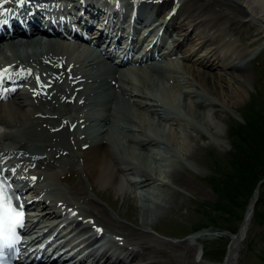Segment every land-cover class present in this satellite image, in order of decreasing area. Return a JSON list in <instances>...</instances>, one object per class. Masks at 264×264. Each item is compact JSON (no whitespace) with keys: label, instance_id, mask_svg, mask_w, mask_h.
Instances as JSON below:
<instances>
[{"label":"bare ground","instance_id":"obj_1","mask_svg":"<svg viewBox=\"0 0 264 264\" xmlns=\"http://www.w3.org/2000/svg\"><path fill=\"white\" fill-rule=\"evenodd\" d=\"M83 1L90 17L97 18L103 5L96 0ZM186 1L126 0L127 4L135 3L145 16L155 15L165 7L150 22L156 19L155 24H162L168 33L164 50L146 51L130 68L87 65L84 48H76L56 35L43 39L33 33L0 36V94L5 98L0 99V172L19 178L30 199H24L25 206L31 212L38 210L24 215L23 233L31 235L32 243L49 234L52 237L48 245L55 240L61 242L68 226L80 227L88 232L87 238H104L108 248L92 258L87 255L79 259L78 264H155L156 253L180 260L179 264L196 263L189 240L181 244L156 242L149 231H153V221L167 209L165 197L154 199L155 190L164 187L174 198L186 183L182 170L172 161L159 170L142 162L145 154H159L167 141L179 138L192 142L200 137L197 123H204L200 108L220 105L217 97L223 95L225 84L232 89L243 87L242 60L246 53L224 37V28L237 19L260 22L264 29V0H190L198 6H187ZM0 4L7 6L10 1L0 0ZM25 5L41 8L34 0ZM177 12L184 18L175 22ZM136 18L137 22L143 19L140 13ZM109 26V31L116 34L115 21H110ZM122 36L116 34L117 38ZM201 46L202 51L195 52ZM199 64L216 67L218 78L208 76ZM215 85L221 93L215 91ZM1 86L18 88L9 95L2 92ZM205 89L215 98L206 97ZM139 107L143 113L137 111ZM165 125L169 132L159 129ZM126 141L141 151L135 152ZM32 147L39 148L40 156L32 152ZM13 168L22 172L13 175ZM56 168L72 174L67 178L71 195H83L74 169L82 173L90 189L95 186L97 193L111 187L114 194H120L122 180L128 183L140 209L138 219L132 218L135 228L112 220L89 196L81 202L65 197L50 181L59 174ZM42 179L45 182H40ZM254 201L253 198L248 204L238 232L228 236L223 264H236ZM60 216L61 220L53 223ZM64 219L65 227L59 226ZM67 244L54 246L51 253ZM111 248L119 252L109 258ZM70 249L59 252L57 257L69 260L79 255V251L69 253Z\"/></svg>","mask_w":264,"mask_h":264},{"label":"rangeland","instance_id":"obj_2","mask_svg":"<svg viewBox=\"0 0 264 264\" xmlns=\"http://www.w3.org/2000/svg\"><path fill=\"white\" fill-rule=\"evenodd\" d=\"M185 5L193 6L194 3L187 0ZM200 5L203 6L204 3ZM163 9L161 8L159 12ZM174 16L175 22L184 18L178 12ZM230 22L224 28V37L229 38L234 46L246 53V57L242 60L245 68L241 72L244 77L243 87H236L234 90L232 86L225 84L222 87L223 95L217 97L220 105L213 109L200 108L204 119V123L199 121L200 125L197 123L201 130L200 137H195L192 142L179 138L177 141L174 139L172 143L167 141L165 147L159 149V154L154 157V154H145L146 158L142 162L159 170L172 161L178 165L180 171L182 170L179 172L186 183L179 188V193L174 198H170V192L164 187H157L155 190L154 199L160 200L161 197H165L167 209L162 216L153 221V231H149L156 242L181 244L189 240L195 264H223L230 240L229 230L238 229L250 200L253 192L250 185L240 187L236 184L231 178L232 171L240 172V168L243 171L249 170L254 180L262 175L264 168L246 157L248 147L251 151L257 150V153L259 151L263 160L264 152L261 153L260 146H256L255 142L249 143V140L245 139L243 133L247 125L241 114L245 106L251 113H264V29L261 27L263 24L237 19ZM202 49V46L198 47L195 52L200 53ZM199 66L207 70L208 76L218 78L216 67L200 64ZM220 90L221 88L215 85V91L221 93ZM203 92H206V97L215 98L208 90L205 89ZM175 95L179 94L175 93ZM164 97L167 98L165 95ZM190 106L193 110L194 106ZM179 107L185 110L183 105ZM137 109L138 112L143 113V108ZM253 125H251L252 135L260 136L257 126ZM165 126L159 129L165 133L169 132L167 125ZM228 132L234 139L233 145L227 136ZM263 138V136L258 138L261 146L264 144ZM126 143L133 146L135 152L141 151L135 144L128 141ZM231 161L234 166H230ZM56 169L59 174L50 181L61 189L65 197H72L81 202L83 197L89 196L112 220L124 227L135 228L132 218L138 219L140 209L136 197L132 196L133 188L124 180L120 194L119 192L114 194L111 187L97 193L94 192L95 186L90 189L89 182L82 173L74 169L73 175L79 180L83 195H71L67 178L72 174L67 170ZM40 182H45V179ZM254 202L247 231L238 249L236 264H264V181L259 185ZM199 251H202L201 255H198ZM177 254L179 253H175L176 256ZM176 256L175 258H178ZM179 262L180 260L167 254L156 253L155 264H179Z\"/></svg>","mask_w":264,"mask_h":264},{"label":"trees","instance_id":"obj_3","mask_svg":"<svg viewBox=\"0 0 264 264\" xmlns=\"http://www.w3.org/2000/svg\"><path fill=\"white\" fill-rule=\"evenodd\" d=\"M241 114L243 116V120L245 121V124L247 125V128H245V132L244 137L245 139H247V141L249 140V143H254L256 144V146H260V150L261 153L264 152V144L261 146L259 143V137L263 136L264 137V113H251L249 112V108L247 106L243 107L241 110ZM244 124V125H245ZM256 125L257 129L260 131L258 137H254L252 135V131H251V125ZM253 125V126H254ZM231 133L228 132L229 136V140L232 142L231 144L233 145L234 143V139L230 136ZM264 139V138H263ZM264 143V141H263ZM249 149L246 150V157L250 158L251 160H253L255 163H258L260 166L264 167V160L261 159L262 154H259V151L257 153V150H253L251 151V148L248 147ZM230 166H234V163H232V161L230 162ZM264 176V168H263V173L260 177H258L257 179L255 178L254 180L251 178V173L249 170L247 171H243L240 168V172L236 171L231 174V178L234 179L236 184H239L240 187L242 186H246V185H250L251 190H253L255 184ZM250 190V191H251ZM231 233H233L234 231L229 230Z\"/></svg>","mask_w":264,"mask_h":264},{"label":"snow or ice","instance_id":"obj_4","mask_svg":"<svg viewBox=\"0 0 264 264\" xmlns=\"http://www.w3.org/2000/svg\"><path fill=\"white\" fill-rule=\"evenodd\" d=\"M24 0H20L23 3ZM3 22V21H0ZM2 79V77H0ZM16 198L7 195L5 189L0 187V240L5 239L4 224H8V236L14 237L15 228L22 223L23 213L20 208L13 203Z\"/></svg>","mask_w":264,"mask_h":264},{"label":"water","instance_id":"obj_5","mask_svg":"<svg viewBox=\"0 0 264 264\" xmlns=\"http://www.w3.org/2000/svg\"><path fill=\"white\" fill-rule=\"evenodd\" d=\"M256 190H257V186L254 188V190H253V192H252V195H251V198H250V200H249V203H250V201H251V199H253V198H255L256 197ZM248 203V204H249ZM243 220V219H242ZM241 223H242V221H241ZM241 223H240V225H241ZM240 225H239V227H238V229H237V231L236 232H238V230H239V228H240ZM235 232V233H236ZM229 243V242H228ZM228 245V244H227ZM226 254H227V248H226ZM225 254V257H224V260L227 258V255ZM223 260V261H224Z\"/></svg>","mask_w":264,"mask_h":264}]
</instances>
